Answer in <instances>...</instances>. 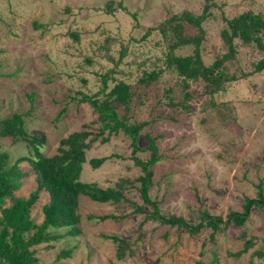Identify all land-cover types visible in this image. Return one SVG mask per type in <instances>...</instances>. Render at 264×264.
I'll return each mask as SVG.
<instances>
[{"label":"rangeland","instance_id":"rangeland-1","mask_svg":"<svg viewBox=\"0 0 264 264\" xmlns=\"http://www.w3.org/2000/svg\"><path fill=\"white\" fill-rule=\"evenodd\" d=\"M213 1L201 23L200 54L205 64L226 51L219 34L225 17L246 10L264 16V0ZM203 5L204 0H0V119L23 113L25 129L30 134L44 133L46 143L40 150L51 154L58 138L96 118L88 103L78 102L82 93L99 91L104 75L106 90L120 80L130 83L134 95L129 121L149 120L142 133L157 136L159 160L152 167L150 197L165 215L197 223L207 210L225 221L229 211H241L245 196H256L257 182L264 189V69L244 76L264 54L254 44L235 40V58L225 68L236 79L213 94L203 92L201 80L189 82L188 90L194 92L188 103L195 110L186 112L180 105H169L166 96L170 88L172 101H183L182 81L166 66L170 39H164L159 30L144 36L149 27L175 13L200 14ZM184 26L187 33L197 32L192 24ZM122 47L126 52L120 58ZM192 51L193 46L187 45L173 54L185 56ZM158 68L164 71L148 88L138 85L143 71ZM147 143L141 136L139 144ZM0 146L12 161L27 152L23 143L9 138L0 137ZM110 154L116 156L97 168L83 163L81 179L106 187L141 173L131 160L130 138L122 131L107 142L95 141L86 151L87 160ZM136 155L145 160L149 151ZM25 181L20 192L27 196L35 184L31 177ZM137 185L127 184L124 192L140 204ZM41 205L31 210L35 223L43 218ZM132 209L128 202L100 203L81 196V233L70 236L65 234L67 228L58 229L65 235L52 246L34 247L37 264H210L213 254V264H264V257L252 255L264 249V214L258 211L242 227L220 230L210 241L209 228L190 234L151 219L139 228L144 214ZM90 213H112L117 218L98 221L87 218ZM241 230L259 238L256 245L239 257L228 255L242 247ZM105 235L125 239L131 253L118 259L116 245ZM66 249H72L70 255L58 258Z\"/></svg>","mask_w":264,"mask_h":264},{"label":"trees","instance_id":"trees-1","mask_svg":"<svg viewBox=\"0 0 264 264\" xmlns=\"http://www.w3.org/2000/svg\"><path fill=\"white\" fill-rule=\"evenodd\" d=\"M213 0H204L202 12L194 14L184 10L175 13L163 20L155 27H149L144 36L147 37L152 30H159L164 39H170L169 49L166 53V66L173 68L182 81L183 101L173 102L172 89H167L168 104L180 105L186 112H193L195 107L188 103L194 91H189V82H203V92L213 94L224 88V84L235 80V76L229 75L225 65L235 58L236 42L254 44L264 54V16L252 10H246L231 18H224L225 26L221 28L220 38L226 46V51L216 57L212 63L205 64L200 54V45L203 41L204 31L201 23L210 14ZM111 5L107 6V10ZM192 24L197 29L196 33L190 34L185 31L184 23ZM170 32V35H167ZM76 36V34L72 33ZM193 46L191 54L177 56L173 51L182 46ZM120 58L126 52V47ZM264 69V55L258 60L254 68L245 73L249 76ZM163 68L143 71L137 79L139 86L149 87L155 82ZM107 77L102 78V87L99 91L87 95L82 93L78 102H86L96 118L88 123H83L80 129L68 132L57 139V147L54 153L46 154L40 149L46 143L44 133L30 134L25 129L24 114L14 112L0 119V137L9 138L12 143H23L27 148L26 154L20 155L13 161L7 151L1 150L0 146V264H37L35 246L45 243L52 246L55 240L63 235L76 236L81 233V214L79 213V200L86 196L90 200L100 203L118 204L128 202L134 213L144 214V221L151 219L160 224L176 226L180 231L190 234H198L205 228H209V240L213 241L215 233L226 228L242 227L252 212L258 211L264 214V189L262 182L255 184L256 196L244 197L241 211H229L222 215H211L207 210L201 212L199 221L193 223L184 217L175 214L165 215L160 211L158 201L150 197V188L154 185L153 165L159 160L157 136L142 133V130L150 121H129L130 103L134 90L130 83L125 81L115 82L108 90ZM123 113L120 115L119 110ZM62 112H59V117ZM93 124H97L94 128ZM122 131L130 138L131 160L140 168L141 173L132 180L119 178L113 186L101 187L94 181L81 179L83 163L86 161L92 168L99 167L107 159L116 155L92 157L87 160L86 151L95 141L107 142L111 135ZM147 138L145 146L139 144L140 137ZM148 150L149 157L145 160L136 154ZM29 177L34 181V188L29 190L28 195L20 191L24 181ZM26 182V181H25ZM137 183V191L141 200L140 204L130 201L126 194V185ZM42 204L43 218L40 223H35L31 217V210L37 204ZM147 207V208H146ZM87 218L105 221L116 219L117 216L109 214H88ZM67 228L65 234L58 233V229ZM116 245V257L122 259L130 252L129 243L117 235H105ZM239 239L242 247L233 253L239 257L256 245L259 238L250 236L246 230H241ZM264 241V237L262 238ZM202 245H205L204 242ZM72 249L61 251L57 256L67 257ZM253 256L264 257V249L253 251ZM216 255L210 264H213ZM197 264H204L198 261Z\"/></svg>","mask_w":264,"mask_h":264}]
</instances>
